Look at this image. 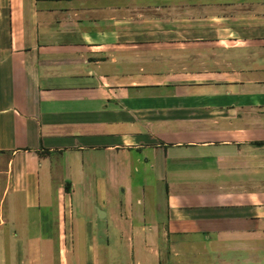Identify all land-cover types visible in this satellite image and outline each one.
<instances>
[{
    "label": "crops",
    "instance_id": "1",
    "mask_svg": "<svg viewBox=\"0 0 264 264\" xmlns=\"http://www.w3.org/2000/svg\"><path fill=\"white\" fill-rule=\"evenodd\" d=\"M0 264H264V0H0Z\"/></svg>",
    "mask_w": 264,
    "mask_h": 264
}]
</instances>
